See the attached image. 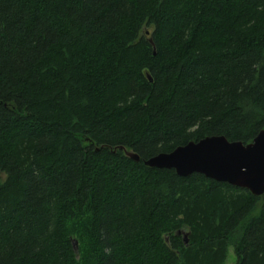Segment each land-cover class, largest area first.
Here are the masks:
<instances>
[{"label":"trees","instance_id":"1","mask_svg":"<svg viewBox=\"0 0 264 264\" xmlns=\"http://www.w3.org/2000/svg\"><path fill=\"white\" fill-rule=\"evenodd\" d=\"M262 129L264 0H0V264H264V194L143 164Z\"/></svg>","mask_w":264,"mask_h":264},{"label":"water","instance_id":"2","mask_svg":"<svg viewBox=\"0 0 264 264\" xmlns=\"http://www.w3.org/2000/svg\"><path fill=\"white\" fill-rule=\"evenodd\" d=\"M149 44H154L152 38ZM154 47V46H153ZM149 80L151 78L146 74ZM125 151L127 157L138 161L139 156ZM151 168L173 169L178 176L186 177L193 173L202 174L217 182L246 189L254 196L264 194V129L260 130L251 142L229 141L223 135L205 136L175 147L170 152H160L143 161ZM184 243L188 242V232L178 230ZM77 241H73L77 251Z\"/></svg>","mask_w":264,"mask_h":264},{"label":"rangeland","instance_id":"3","mask_svg":"<svg viewBox=\"0 0 264 264\" xmlns=\"http://www.w3.org/2000/svg\"><path fill=\"white\" fill-rule=\"evenodd\" d=\"M225 259L226 261L224 264H235L236 263L235 254H234V250L232 246L228 247L227 257Z\"/></svg>","mask_w":264,"mask_h":264},{"label":"bare ground","instance_id":"4","mask_svg":"<svg viewBox=\"0 0 264 264\" xmlns=\"http://www.w3.org/2000/svg\"><path fill=\"white\" fill-rule=\"evenodd\" d=\"M74 248V247H73Z\"/></svg>","mask_w":264,"mask_h":264}]
</instances>
